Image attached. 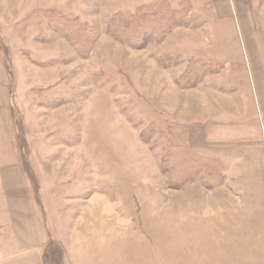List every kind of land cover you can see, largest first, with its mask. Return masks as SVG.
<instances>
[{
  "label": "rangeland",
  "instance_id": "374dc122",
  "mask_svg": "<svg viewBox=\"0 0 264 264\" xmlns=\"http://www.w3.org/2000/svg\"><path fill=\"white\" fill-rule=\"evenodd\" d=\"M160 1L0 0V215L2 196H35L66 264H264V139L198 141L204 124L264 136V0H188L193 25L143 49L105 33L113 13ZM47 9L96 30L88 58ZM191 59L219 68L181 90ZM181 132L224 162L214 188L167 185L160 157Z\"/></svg>",
  "mask_w": 264,
  "mask_h": 264
},
{
  "label": "trees",
  "instance_id": "16d2710c",
  "mask_svg": "<svg viewBox=\"0 0 264 264\" xmlns=\"http://www.w3.org/2000/svg\"><path fill=\"white\" fill-rule=\"evenodd\" d=\"M191 10L192 5L188 0H181L177 7H173L168 0H162L142 4L133 10L123 9L107 19L105 33L124 46L143 49L150 43L164 42L176 27L192 26ZM44 13L48 26L67 41L79 57L88 58L92 54L96 30L89 23L79 17H68L54 9H47ZM160 60L168 62L166 57ZM218 68L211 63L191 59L177 79V86L181 90L195 88L205 74ZM155 131V124H151L142 132V140L147 141ZM180 135L182 136L179 141H171L160 157L159 168L167 177V185L171 188H181L199 178L203 179L207 189L221 183L224 178V162L219 158L197 153L190 141L188 142L186 134L181 132ZM23 169L27 175H32L29 168ZM42 264H64L62 246L56 242L48 243Z\"/></svg>",
  "mask_w": 264,
  "mask_h": 264
},
{
  "label": "crops",
  "instance_id": "0c3cea01",
  "mask_svg": "<svg viewBox=\"0 0 264 264\" xmlns=\"http://www.w3.org/2000/svg\"><path fill=\"white\" fill-rule=\"evenodd\" d=\"M191 91L193 90H189V96L193 97L195 94ZM203 98V94L196 97L198 101L204 103ZM261 101L264 106V98ZM227 127L226 124L202 125L203 137L198 139L199 143L204 140L212 147L240 141V143L261 142L264 139L261 128L257 126L256 130H250L249 136L238 133L233 130V127ZM233 135H236V138ZM190 143L195 149L192 142ZM2 198L5 209L4 216L0 215V264H42L48 238H42L39 233L40 206L36 203L35 196H2ZM2 217L5 218L3 221ZM7 233H10L11 238L2 239L1 236ZM64 257V264H66L65 254Z\"/></svg>",
  "mask_w": 264,
  "mask_h": 264
}]
</instances>
